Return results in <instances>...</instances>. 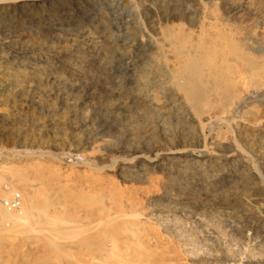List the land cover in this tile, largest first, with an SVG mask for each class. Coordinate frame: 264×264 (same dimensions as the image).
I'll return each mask as SVG.
<instances>
[{
  "label": "rangeland",
  "instance_id": "obj_1",
  "mask_svg": "<svg viewBox=\"0 0 264 264\" xmlns=\"http://www.w3.org/2000/svg\"><path fill=\"white\" fill-rule=\"evenodd\" d=\"M19 1L0 0V165L45 180L44 201L50 190L57 193L56 212L66 220L57 224L53 217L51 223L55 212L43 206L50 225L43 217L29 221L31 230L13 237L23 244L14 239L0 244L1 256L10 254L0 260L56 264L53 250L44 246L53 248L48 245L55 239V250H63L62 244L87 234L72 206L92 201L54 184L55 171L64 169L100 174L121 188H155L166 195L144 201L141 218L157 224L186 264H264V0ZM190 34L198 40L213 34L224 53L219 56L216 48L217 57L212 56L215 50L208 51L211 62L207 52L200 53L201 59L207 70L229 73L220 70L222 76L208 78L210 97L201 106L190 105L185 94L156 73L166 59L170 67L177 66L174 50H187L182 44L187 38L190 44L198 41ZM172 38L180 45L172 46ZM156 42L164 48L160 54L154 51ZM245 153L248 161L243 163ZM249 170L258 178L244 179ZM40 221L52 235L37 233Z\"/></svg>",
  "mask_w": 264,
  "mask_h": 264
},
{
  "label": "bare ground",
  "instance_id": "obj_2",
  "mask_svg": "<svg viewBox=\"0 0 264 264\" xmlns=\"http://www.w3.org/2000/svg\"><path fill=\"white\" fill-rule=\"evenodd\" d=\"M42 1H48V0H23V1H19L21 4H24L26 2H42ZM241 1V0H240ZM13 2V1H12ZM236 3V2H235ZM236 5V4H235ZM244 5V4H243ZM246 6V5H245ZM19 7V6H18ZM27 7V6H26ZM242 7V5H241ZM205 8V7H204ZM235 8V7H234ZM246 8V7H245ZM256 10V9H255ZM23 12V11H22ZM65 12V11H64ZM230 12V11H229ZM248 12V11H247ZM6 13V12H5ZM254 13V12H253ZM257 13V11H256ZM259 13V10H258ZM250 14V13H249ZM252 15V14H251ZM29 16V15H28ZM30 18V17H29ZM241 18V17H240ZM30 21V20H29ZM214 22V21H213ZM212 22V23H213ZM220 24V23H219ZM204 28V27H203ZM200 28V29H203ZM218 29V28H217ZM217 29H214V31L216 32ZM168 30V29H167ZM171 30V28H170ZM211 30V29H210ZM209 30V31H210ZM219 30V29H218ZM217 30V32L220 34V32ZM164 31V30H163ZM201 31V30H200ZM199 31V32H200ZM204 32V29L202 30ZM208 31V32H209ZM212 31V30H211ZM214 31H212L213 33H215ZM194 32V31H193ZM206 32V31H205ZM205 33L206 35L208 34ZM225 31L221 32L224 33ZM167 33V32H166ZM176 34V32H174ZM172 35V33H170ZM187 34V33H186ZM197 34V33H196ZM204 34V33H203ZM219 34L215 33V35L220 36ZM225 34V33H224ZM132 35V34H131ZM174 35V34H173ZM172 35V36H173ZM179 34L175 35L176 37ZM192 36H194L193 40L195 39V37L198 40V37L190 34ZM198 35H201L200 33ZM209 35V34H208ZM207 35V36H208ZM213 35V34H212ZM211 35V36H212ZM174 36V37H175ZM180 36V35H179ZM178 36V39L180 38ZM205 36V35H204ZM206 36V38H208ZM211 36L206 39V38H202L200 40H198L195 44H190L188 42H190L191 38H187L185 41L182 42V44L185 42L187 44L184 43V45H187L189 47V45H191L190 48L187 47V50L184 49L179 46V49H176L178 51V55L175 54L174 50V54H173V58H177V66L175 68L170 67L169 65L171 64H167V61L169 60H165L164 64L162 67H160V72H156L159 73L160 77H162L161 80H163V78L167 81L166 83H170L172 86H174L176 89L179 90V92L181 91L183 94H185V98L186 101L191 102L190 105H198L201 106L203 103H205V101L207 100V97L209 96L208 94V88L210 82V78L213 77L215 75V78L218 76V73L220 74V70H222V73L224 72L223 68H221L220 70H218L219 68H208L209 70H207V67L203 60L201 59V55L200 53H206L207 52V56H208V51L210 52V50L214 51V53L212 54V56L217 57L218 55L216 54V56L214 55L216 52V48H217V52H220V55L222 57V53L218 51V46L215 44L216 40L213 36L211 39ZM217 36V38H218ZM223 36V35H222ZM135 37V36H134ZM133 37V38H134ZM166 38V37H165ZM156 39V38H155ZM170 39V38H169ZM177 39V40H178ZM185 39V38H183ZM226 39V37H225ZM175 39H171L170 44L172 46H178L180 45L179 42ZM189 40V41H188ZM196 40V39H195ZM151 41V40H150ZM160 41V40H159ZM163 42H165L164 44H166V42L168 41V38L165 39V41L162 39ZM161 41V42H162ZM181 41V40H180ZM220 41V40H219ZM231 41V39H230ZM155 42V41H154ZM221 42V41H220ZM223 42V41H222ZM221 42V43H222ZM157 43V42H156ZM159 43V42H158ZM157 43V44H158ZM169 43V42H167ZM220 43V44H221ZM136 43L134 42L133 45H135ZM163 44V43H161ZM163 44V45H164ZM189 44V45H188ZM168 45V44H167ZM166 45V46H167ZM234 45V44H232ZM170 46V45H168ZM171 46V47H172ZM224 46V45H223ZM236 46V45H235ZM234 46V47H235ZM174 47V49H175ZM225 47V46H224ZM233 47V46H232ZM134 48V47H133ZM231 48V47H230ZM154 51L156 53H161L162 52V46L155 45L154 47ZM166 49V48H165ZM173 49V48H172ZM227 49V48H225ZM236 49V48H235ZM132 50V49H131ZM185 53H182L183 51ZM186 50V51H185ZM224 50V48L222 49V51ZM172 51V50H171ZM181 51V52H180ZM193 51V52H192ZM229 51V49H227V52ZM131 52V51H130ZM149 52V51H148ZM153 52V51H152ZM164 52V50H163ZM180 52V53H179ZM143 53V52H142ZM177 53V52H176ZM193 53V54H192ZM210 54V53H209ZM231 54V53H230ZM142 55V54H141ZM206 55V54H205ZM204 57H207L205 56ZM227 55V54H225ZM224 55V56H225ZM177 56V57H176ZM183 56V57H182ZM211 55H209L208 57H210ZM108 57V56H107ZM105 57V58H107ZM131 57V56H130ZM164 56L162 55V58ZM104 58V57H103ZM165 58V57H164ZM171 58V57H170ZM172 59V58H171ZM207 59V58H206ZM205 59V60H206ZM209 61L211 60V57L208 58ZM208 59L206 62H208ZM244 59V58H243ZM84 60V59H83ZM140 60V59H139ZM142 60V59H141ZM146 60V59H145ZM215 59L212 58V62H214ZM221 59H219L220 61ZM163 61V60H162ZM176 61V60H175ZM218 61V63H219ZM245 61V60H244ZM82 62V61H81ZM98 62V61H97ZM211 62V61H210ZM243 62V61H242ZM262 62V61H261ZM209 63V62H208ZM217 63V62H216ZM221 65H222V61H220ZM219 63V64H220ZM255 63V62H254ZM143 64V63H142ZM227 63H224V65ZM230 64V63H229ZM228 64V66H229ZM260 64V63H258ZM105 65V64H104ZM145 65V63L143 64ZM217 65V64H214ZM219 65V66H221ZM232 65V64H230ZM243 65V64H242ZM67 66V65H66ZM142 66V65H140ZM81 67V66H80ZM99 67V66H98ZM107 67V66H106ZM105 67V68H106ZM150 67V66H149ZM144 68V67H143ZM158 68V67H157ZM231 67H229L230 70ZM83 69V68H82ZM142 69V68H141ZM145 69V68H144ZM149 69V68H148ZM262 69V68H261ZM152 70V69H151ZM228 70V71H229ZM153 71H157L154 70ZM219 71V72H218ZM48 72V71H47ZM152 72V71H151ZM227 75L229 73H227V71L225 70V72ZM223 73V74H224ZM147 74V73H146ZM224 74V75H226ZM217 75V76H216ZM222 76V74H220ZM252 75V74H251ZM57 76V75H56ZM144 76V75H143ZM151 76V75H150ZM47 77V76H46ZM53 77V76H52ZM142 77V76H141ZM147 77V76H146ZM155 77V76H154ZM55 78V76H54ZM159 78V77H158ZM209 78V80H208ZM223 78V77H221ZM50 79V78H49ZM253 79V77H252ZM151 80V79H150ZM214 82L215 80L212 79ZM223 80V79H222ZM228 80V79H227ZM230 80V79H229ZM58 81V80H57ZM140 81V80H139ZM145 81V80H144ZM205 81H207L205 83ZM226 81V80H225ZM231 81V80H230ZM60 82V81H59ZM220 82V81H219ZM12 83V82H11ZM58 83V82H57ZM63 83V82H62ZM141 83V82H139ZM223 83V81H222ZM245 83V82H244ZM160 84V83H159ZM220 84V83H218ZM232 84V83H231ZM9 85V84H8ZM11 85V84H10ZM60 85V84H59ZM63 85V84H62ZM65 85V84H64ZM161 85V84H160ZM203 85V86H202ZM213 85V84H212ZM226 85V84H225ZM15 86V85H14ZM145 86V85H144ZM214 86V85H213ZM230 86V85H229ZM255 86V85H254ZM29 87V86H28ZM33 87V86H32ZM200 87V88H198ZM215 87V86H214ZM217 87V86H216ZM257 87V86H256ZM10 88V87H9ZM23 89V88H22ZM218 89H220L218 87ZM14 90V89H13ZM20 90V89H19ZM30 90V89H29ZM217 90V89H216ZM222 90V88H221ZM224 90V89H223ZM227 90V89H226ZM230 90V89H229ZM15 91V90H14ZM25 91V90H24ZM220 91V90H219ZM28 92V91H27ZM180 92V93H181ZM177 93V92H176ZM215 93V92H214ZM182 94V95H183ZM224 94V93H223ZM222 95V93H221ZM63 96V95H62ZM179 96V95H178ZM226 96V95H225ZM230 96V95H229ZM65 97V96H64ZM167 97V96H166ZM210 97V96H209ZM213 97V96H211ZM227 97V96H226ZM225 97V98H226ZM168 98V97H167ZM232 98V97H231ZM178 99V98H177ZM223 99V98H222ZM66 100V98H65ZM169 101V99H168ZM66 102V101H65ZM212 102V101H211ZM209 103V102H208ZM67 104V103H66ZM221 104V103H220ZM218 105V104H217ZM189 107V106H187ZM205 107V106H203ZM226 108V107H225ZM193 109V108H192ZM201 109V108H200ZM207 109V108H206ZM221 109V108H220ZM224 109V108H223ZM204 111V110H203ZM209 111V110H207ZM202 113V112H201ZM224 113V112H221ZM226 113V112H225ZM224 113V114H225ZM175 114V113H174ZM178 114V113H177ZM200 114V113H199ZM205 114V113H202ZM214 114V113H213ZM212 114V115H213ZM189 115V114H188ZM190 117V116H188ZM207 117V116H206ZM210 119V118H209ZM159 120V119H158ZM188 120V119H187ZM216 120H220V119H216ZM111 121V119H110ZM115 121V120H114ZM192 121V120H191ZM197 121V120H196ZM113 122V121H112ZM225 121L223 120L222 123ZM263 122V121H262ZM191 123V122H190ZM195 123V122H194ZM208 123V122H207ZM206 123V124H207ZM221 123V122H220ZM183 124V123H182ZM200 124V123H199ZM197 124V125H199ZM235 124V123H234ZM258 124V123H257ZM104 126V125H103ZM257 126V125H256ZM211 127V126H210ZM228 127V126H227ZM104 128V127H103ZM170 128V127H169ZM202 128H204V126H201V130ZM189 129V128H188ZM200 129V128H199ZM197 130V129H196ZM211 130V129H210ZM191 131V130H190ZM189 132V131H188ZM198 132V131H197ZM157 133V132H156ZM190 133V132H189ZM169 134V133H168ZM202 134V133H201ZM242 134V133H241ZM198 137L199 135L196 134ZM173 136V135H172ZM192 136V135H191ZM247 136V135H245ZM166 137V136H165ZM202 137V136H201ZM217 137V135H216ZM244 137V135H243ZM248 137V136H247ZM164 138V137H163ZM193 138V137H192ZM194 139V138H193ZM197 139V138H196ZM195 139V140H196ZM199 139V138H198ZM197 139V140H198ZM250 139V138H249ZM254 139V138H253ZM163 140V139H162ZM187 140V138L185 139ZM252 140V139H250ZM249 140V141H250ZM182 141V140H180ZM194 141V140H193ZM204 141V140H203ZM213 141V140H212ZM106 142V141H105ZM187 142V141H186ZM198 142V141H197ZM217 142V140H216ZM223 142V141H222ZM221 142V144H222ZM225 142V141H224ZM223 142V143H224ZM232 142V141H231ZM258 142V141H257ZM183 143V142H182ZM206 143V142H205ZM227 143V142H226ZM247 143V142H246ZM218 144V143H217ZM249 144V143H248ZM251 144V143H250ZM261 143H259L260 145ZM105 145V144H104ZM108 145V144H107ZM204 146V145H203ZM257 146V144H256ZM238 148V146H235ZM227 148V147H226ZM259 148V147H258ZM105 149V148H104ZM210 149V148H209ZM208 149V150H209ZM197 150V149H196ZM201 150V149H200ZM206 149L204 148V151ZM213 150V149H211ZM228 150V149H227ZM240 151V149H238ZM252 150V149H251ZM183 151V150H182ZM203 151V148H202ZM250 151V150H249ZM255 151V150H254ZM260 151V150H259ZM201 152V151H200ZM222 152V151H221ZM232 152V151H231ZM172 153V152H171ZM170 153V154H171ZM175 153V152H174ZM180 153V152H178ZM244 153V151H243ZM138 154V153H137ZM168 154V152H167ZM173 154V153H172ZM204 154V153H203ZM211 154V153H210ZM248 154V153H247ZM247 154L245 153L244 156H242V162H246L248 161V157ZM212 155V154H211ZM246 155V156H245ZM157 156V155H156ZM206 156V155H205ZM249 156V155H248ZM226 157V156H225ZM231 157V156H230ZM250 157V156H249ZM167 158V157H166ZM169 158V157H168ZM178 158V157H177ZM228 158V157H227ZM239 159V158H238ZM250 159V158H249ZM209 160V159H208ZM229 160V159H228ZM232 160V159H231ZM235 160V159H234ZM171 161V160H170ZM215 161V160H214ZM251 161V159H250ZM172 162V161H171ZM177 162V161H176ZM151 163V162H148ZM155 163V162H154ZM164 163V162H163ZM146 164V163H145ZM165 164V163H164ZM186 164V163H184ZM192 164V162L190 163ZM147 165V164H146ZM156 165V164H155ZM253 165V163L251 164ZM173 166V165H172ZM245 166V165H244ZM182 167V166H181ZM235 167V166H234ZM247 167V165H246ZM57 168V167H56ZM180 168V167H177ZM183 168V167H182ZM195 168H197L195 166ZM252 169H254L253 167H251ZM54 169V168H53ZM190 169V168H189ZM223 169V168H222ZM233 169V166H232ZM256 169V168H255ZM52 170V169H51ZM57 170V169H54ZM64 170V169H63ZM63 170L58 169L57 171H55V175L54 177H57V179L55 180V183L58 187H64V190L67 189L68 192H74V193H83L86 194L92 201V203H90L89 205L86 206H77V207H73L74 209H77L76 211H78V218L82 219L83 222H85V228H87V234L85 236H83L81 239L76 240L74 243L72 244H68V243H64L61 245V247L63 246L65 249L63 250H55L54 248V244L53 241H57L55 239H52V243L51 245L48 246H52V247H46V249L48 250H53V259L56 260V264H186V261L184 262V259L182 258V256L180 255L179 252H177L174 248L170 247L171 245H169L166 242V238H164L165 236H163L161 234V232L159 230L161 229H157V224L156 226H151L149 224H147L146 222H144L141 218L142 216V205L144 201H149L151 199H158V198H163L166 197V195H163L162 193L155 191L152 188H121L119 187L115 182H113L112 180L108 179V178H104L102 175L100 174H95V173H89V174H76L73 172H65ZM216 170V169H215ZM234 170V169H233ZM53 171V170H52ZM70 171V170H69ZM167 171V170H166ZM176 171V170H175ZM182 171V170H181ZM179 171V172H181ZM235 171V170H234ZM250 171V170H249ZM30 172V171H29ZM77 172V171H76ZM144 172V171H143ZM173 172V170H172ZM209 172V171H207ZM32 173V172H31ZM54 172H52L53 174ZM199 173V172H198ZM204 173V172H203ZM210 173V172H209ZM245 173V172H244ZM10 175L11 178L13 179V183L7 179V175ZM147 174V173H146ZM40 175V174H39ZM38 175V176H39ZM48 175V173H47ZM177 175V174H176ZM212 175V174H211ZM217 175V174H216ZM222 175V174H221ZM234 175V174H233ZM243 175V174H241ZM172 176V175H171ZM184 176V175H183ZM201 175L199 174V177ZM244 179L249 180V178H253V179H257L258 178V173L256 174V171L251 170L250 174L247 175H243ZM50 177V175H49ZM47 177V178H49ZM198 177V176H197ZM236 177V176H235ZM51 178V177H50ZM53 178V177H52ZM51 178V180H52ZM138 178V177H137ZM203 178V177H202ZM174 179V178H173ZM172 179V180H173ZM181 179V178H180ZM205 179V178H204ZM209 179V178H208ZM236 179V178H234ZM243 179V180H244ZM251 179V180H253ZM261 179V178H260ZM0 180L1 183L3 185H6L8 187L11 188V190H18V188H16V185L20 186V189H22L23 192H21L20 190H18L21 195H22V206L21 208H19L17 211H13V212H7V211H2L0 213V244L5 243V241L8 243V241H13L15 235L17 236L18 234H22L24 232L27 231L26 227L27 224L29 223V221H35L38 222L40 217H43L42 219H45L46 216V210L52 209L53 212H55L54 216L51 217V219H49L50 221L53 219V222H57V224H62L64 223L66 220L64 218V214H59L58 212H56L57 207H56V203L58 202L57 198H56V194L53 195L51 194V190L47 193L49 198L46 197V200L44 201V197L42 195L43 191L42 189V183L45 181L41 180V182H39L40 180L37 179V177L35 175H30L27 171V173L25 172H13L11 169H9L6 166H1L0 165ZM177 180V179H176ZM215 180V179H212ZM239 180V179H238ZM241 180V179H240ZM49 181V180H47ZM157 181V180H156ZM161 181V180H159ZM205 181V180H204ZM219 181V180H218ZM225 181V180H224ZM150 182V179H149ZM158 182V181H157ZM156 182V183H157ZM180 182V181H179ZM185 182V181H184ZM237 182V181H235ZM243 182V181H242ZM50 184V182H48ZM52 183V182H51ZM155 183V182H154ZM162 183V182H161ZM169 183V182H168ZM209 183V182H208ZM230 183V182H229ZM163 184V183H162ZM198 184V183H197ZM47 185V183H46ZM45 185V186H46ZM53 185V183H52ZM55 185V186H56ZM149 185V184H148ZM152 185V184H151ZM161 185V184H160ZM168 185V184H167ZM210 185V184H209ZM229 186L231 184H228ZM44 186V187H45ZM170 186V185H169ZM175 186V185H174ZM193 186V185H192ZM253 186V185H252ZM52 188H54L53 186H50ZM57 187V188H58ZM138 187V186H137ZM176 187H179L176 185ZM185 187V186H184ZM233 187V186H232ZM180 188V187H179ZM235 188V187H234ZM233 188V189H234ZM238 188V187H237ZM258 188V186L256 187ZM260 188V187H259ZM258 188V189H259ZM262 188V187H261ZM62 188H59L58 190H60ZM161 189V188H160ZM159 189V190H160ZM224 189V188H223ZM242 189V188H240ZM239 189V190H240ZM255 189V187H254ZM222 190V189H221ZM220 190V192H221ZM257 190V189H256ZM63 192V189L60 190ZM162 191V190H161ZM164 191V190H163ZM236 191V190H235ZM241 191V190H240ZM67 192V195H69V193ZM225 192V191H224ZM222 192V193H224ZM61 193V192H60ZM60 193H58L60 199ZM64 193V192H63ZM169 194V192H168ZM171 194V193H170ZM225 194V193H224ZM231 194V193H230ZM243 195V193H241ZM8 195H10V192H8ZM64 195V194H63ZM232 195V194H231ZM172 196V195H170ZM66 195H64V197L62 198L63 201L66 199ZM168 197V196H167ZM238 197V196H237ZM65 198V199H64ZM226 198V197H225ZM229 198V197H228ZM231 199V198H230ZM74 200V199H73ZM232 200V199H231ZM235 200V198L233 199ZM66 202V201H65ZM74 202V201H73ZM248 202V201H247ZM45 205H42L44 204ZM60 203L62 204V201H60ZM64 203V202H63ZM67 203V202H66ZM58 204V203H57ZM59 204V205H61ZM69 204V203H67ZM63 205V204H62ZM61 205V206H62ZM65 205V204H64ZM242 205V204H241ZM41 206H45L44 209L41 208ZM60 206V208H61ZM67 207V206H66ZM144 207V206H143ZM59 208V207H58ZM59 208V209H60ZM71 208V209H72ZM147 208V207H146ZM260 208V207H259ZM45 212V216L42 215L43 211ZM72 209V211L74 210ZM145 209V208H144ZM66 210V209H64ZM63 210V211H64ZM69 210V209H68ZM147 210V209H146ZM62 211V212H63ZM144 213H147L144 211ZM68 216V215H66ZM165 217V216H164ZM206 218V217H205ZM221 218V217H220ZM261 218V217H260ZM41 221H44L42 220ZM211 219V218H210ZM225 219V218H224ZM40 221V222H41ZM47 221V220H46ZM64 221V222H63ZM161 221V220H160ZM220 221V220H219ZM263 221V220H262ZM186 222V221H185ZM214 222V221H213ZM46 222H41L39 224H43ZM52 223V221H51ZM212 223V222H211ZM239 223V222H238ZM67 224V223H66ZM217 224V222H216ZM30 225V224H29ZM47 226L50 225V223L47 221ZM54 225V223H53ZM63 225V224H62ZM153 225V224H152ZM177 225V224H176ZM186 225V224H185ZM204 225V224H203ZM206 225V224H205ZM72 226V225H71ZM207 226V225H206ZM205 226V227H206ZM213 226V225H211ZM45 224H43L42 226H40L37 230V233L41 234V235H45V233H49L50 235H52V231L47 232V230L45 229ZM51 226H49V229ZM82 227V226H81ZM187 227V226H186ZM215 227V226H213ZM220 227V225H219ZM250 227V226H249ZM84 228V229H85ZM236 228V227H234ZM31 230V228H29ZM33 229V228H32ZM57 228H55L56 230ZM53 230V229H52ZM196 230V229H195ZM212 230V228H211ZM219 230V229H218ZM248 230V229H247ZM194 231V230H193ZM215 231V230H214ZM60 232V231H59ZM212 232V231H211ZM218 232V231H217ZM220 232V231H219ZM248 232V231H247ZM262 232V231H261ZM31 233V232H30ZM59 234V233H58ZM49 235V236H50ZM57 235V234H56ZM207 235V234H206ZM169 236V235H168ZM208 236V235H207ZM217 236V235H216ZM14 237V238H13ZM40 237V236H39ZM180 237V236H179ZM260 237V236H259ZM43 238V237H41ZM54 238V237H53ZM112 238L113 241L109 242V239ZM190 238V237H189ZM213 238V237H212ZM18 239V238H17ZM16 240V243H18L19 245L23 244V242L20 240L18 241ZM26 239V238H25ZM45 239V238H44ZM192 239V238H191ZM190 239V240H191ZM27 240V239H26ZM51 240V239H50ZM64 240V239H63ZM70 240V239H69ZM67 240V241H69ZM73 240V239H72ZM194 240V239H193ZM11 241V242H12ZM28 241V240H27ZM47 241V240H45ZM62 241V240H59ZM169 241V239H168ZM171 242V241H170ZM218 242V241H217ZM14 243V242H12ZM55 243V242H54ZM172 244V243H171ZM11 245V244H10ZM9 245V246H10ZM13 245V244H12ZM18 245V246H19ZM176 245V244H175ZM257 245V244H256ZM8 246V247H9ZM14 246V245H13ZM56 246V245H55ZM60 246V245H59ZM173 246V245H172ZM58 247V246H57ZM6 248V247H5ZM11 248V247H10ZM14 248V247H13ZM52 248V249H51ZM176 248V247H175ZM222 248V247H221ZM7 249V248H6ZM2 250V253L4 251L7 252V250ZM177 249V248H176ZM192 249V248H191ZM220 249V248H219ZM224 249V248H223ZM257 249V248H256ZM11 251V249H9ZM55 250V251H54ZM194 251H196L195 249H193ZM201 250V249H200ZM9 251V252H10ZM50 251V252H51ZM180 251V250H178ZM12 253L15 251H11ZM193 252V251H192ZM33 253V252H32ZM35 253V252H34ZM183 253V252H182ZM198 253V252H197ZM255 253V252H254ZM36 254V253H35ZM7 255V254H6ZM10 255V254H9ZM8 255V257H9ZM12 255V254H11ZM17 254L14 253V255L12 256H16ZM19 255V254H18ZM30 255V254H29ZM253 255V254H252ZM0 257L2 258L3 256H1V251H0ZM5 257V258H4ZM4 259L8 257L4 255ZM63 257L66 261L62 262ZM184 257V256H183ZM15 258V257H14ZM3 259V260H4ZM247 259V258H246ZM13 260V259H12ZM15 260V259H14ZM187 260V259H186ZM241 260V259H240ZM6 261V260H5ZM11 261V260H10ZM0 264H12L9 261H1L0 260Z\"/></svg>",
  "mask_w": 264,
  "mask_h": 264
},
{
  "label": "built area",
  "instance_id": "obj_3",
  "mask_svg": "<svg viewBox=\"0 0 264 264\" xmlns=\"http://www.w3.org/2000/svg\"><path fill=\"white\" fill-rule=\"evenodd\" d=\"M10 192V195H8ZM22 206V195L18 190H11L10 187L3 185L0 180V213L2 211H17Z\"/></svg>",
  "mask_w": 264,
  "mask_h": 264
}]
</instances>
